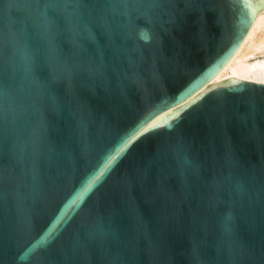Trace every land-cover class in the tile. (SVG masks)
Returning <instances> with one entry per match:
<instances>
[{
    "label": "water",
    "instance_id": "1",
    "mask_svg": "<svg viewBox=\"0 0 264 264\" xmlns=\"http://www.w3.org/2000/svg\"><path fill=\"white\" fill-rule=\"evenodd\" d=\"M263 9L0 0V264H264Z\"/></svg>",
    "mask_w": 264,
    "mask_h": 264
},
{
    "label": "bare ground",
    "instance_id": "2",
    "mask_svg": "<svg viewBox=\"0 0 264 264\" xmlns=\"http://www.w3.org/2000/svg\"><path fill=\"white\" fill-rule=\"evenodd\" d=\"M229 76L264 82V9L257 15L240 47L211 82Z\"/></svg>",
    "mask_w": 264,
    "mask_h": 264
},
{
    "label": "snow or ice",
    "instance_id": "3",
    "mask_svg": "<svg viewBox=\"0 0 264 264\" xmlns=\"http://www.w3.org/2000/svg\"><path fill=\"white\" fill-rule=\"evenodd\" d=\"M130 142V141H129ZM127 143L125 145H123V147H126ZM123 147H121V149H119V151H123ZM119 151H117L116 155H119ZM115 159V156H113L111 159H109L108 164L111 163V160ZM105 167H107V164L105 165ZM98 178V177H97Z\"/></svg>",
    "mask_w": 264,
    "mask_h": 264
}]
</instances>
